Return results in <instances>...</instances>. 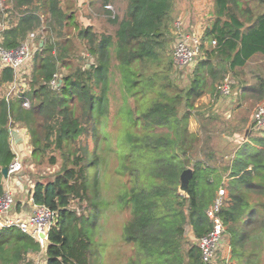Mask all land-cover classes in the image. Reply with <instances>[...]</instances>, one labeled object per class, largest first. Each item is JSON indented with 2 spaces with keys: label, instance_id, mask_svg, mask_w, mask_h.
<instances>
[{
  "label": "trees",
  "instance_id": "trees-1",
  "mask_svg": "<svg viewBox=\"0 0 264 264\" xmlns=\"http://www.w3.org/2000/svg\"><path fill=\"white\" fill-rule=\"evenodd\" d=\"M62 1L10 0L0 7V43L6 49L43 27L23 91L0 93V169L15 158L10 146L15 125L29 137L27 161L33 168L44 160L54 165L55 152L59 155L58 170L33 180L30 188L34 204L57 214L43 248L44 264H95L105 167L99 152L111 149L112 139L116 174L125 178L117 201L130 210L122 239L134 255L125 264H211L202 260L198 240L211 229L207 210L220 186L226 196L218 216L230 260L264 264V135L247 132L224 160L211 143L216 117L208 106L196 104L206 93L220 96L217 85L226 76L233 79L237 98L264 101V75L251 83L244 71L253 56L264 55V0H213L212 18L184 85L173 59L174 0H124L121 18L107 11L116 26L113 35L79 27L73 11L67 13L72 6L64 9ZM110 1L102 0V7ZM70 25L84 44L87 64L75 57L69 35L62 39ZM14 77L11 67H0V84ZM114 78L122 103L113 114L112 138L105 126ZM192 116L196 131L189 128ZM186 168L192 175L182 191L180 174ZM3 193L0 172V197ZM74 200L87 213L71 208ZM41 249L17 227L0 228V264H33L28 254Z\"/></svg>",
  "mask_w": 264,
  "mask_h": 264
},
{
  "label": "rangeland",
  "instance_id": "rangeland-1",
  "mask_svg": "<svg viewBox=\"0 0 264 264\" xmlns=\"http://www.w3.org/2000/svg\"><path fill=\"white\" fill-rule=\"evenodd\" d=\"M174 1L177 3L178 7H176L173 12L172 48L178 38V35L181 33H187L189 35L196 34L201 37L202 29L209 23V19H211L213 11V0H190L188 3H186L185 0ZM0 4L2 7L3 2L1 1ZM61 6L64 9H66L67 6H72L69 10H67V13L69 11H73L74 18L79 27L91 25L92 30L97 34L106 32L113 35L116 26L108 21L109 16L107 11L111 13V17L115 15L118 18H121L125 13L126 2L124 0H113L108 2V5L105 8L102 7V0H63ZM180 6L181 8H179ZM186 8L189 10L194 8V10H192L193 18H189L188 25H186V22L182 19L184 9ZM42 19L44 21L45 16H42ZM6 25L7 22L4 23V26ZM42 31L43 27L41 26V28L29 32L25 37L26 40L30 34H33V50L28 62L15 74L13 82H15L17 86L15 89L17 90L19 87H25L22 83L28 82L32 67L31 59L36 49V43L39 41V35L40 33H43ZM76 33V30L72 25H70L66 29V33L62 39H64L66 35H69L70 41L73 42L75 48V57L77 58V56H80V60H82L84 65L88 63V55L84 50L82 40L76 37ZM75 57H72V61L77 64ZM89 61H92L90 57ZM254 61L257 62L258 59H255ZM178 67L181 69L179 82L184 85L185 82H187L188 75L192 71V64ZM248 68L249 66H246L244 71H247ZM62 72L65 73L66 71L63 69ZM217 84L218 83H216V85ZM9 85L10 83L0 84V93L6 95ZM14 94L15 93H11L10 95L13 96ZM228 98L229 97L223 98L219 95L216 96L214 94L206 93L198 100V102H196L198 105L208 106L216 117L214 124L217 129L211 143L216 150L217 156H222L224 160H226L227 157L233 153L234 147L242 143L245 138V134L252 131L253 115L255 110L259 105L264 104V101L256 102L248 98H236L233 106L228 108ZM231 99H233V97H231ZM121 103L122 98L119 91V81L118 78H114V80L111 81L110 90V116L107 121L108 124L105 126L106 130H108L112 135V138L117 134L116 120L113 117V114L121 106ZM189 128L191 131H196L197 129V123L193 116L189 118ZM110 148L111 149L109 150L103 148V150L99 152V155L105 158V167L101 175L100 183V203L102 205V209L97 220V229L95 232V241L99 250V256L94 261L95 264H125L128 258L134 255L133 247L130 244L125 243L122 239V228L124 223L130 217V210L128 207H122V205L118 204L117 201L118 188L125 178L116 174L115 169L117 161L114 151V139L110 142ZM55 155L57 157L56 164L51 165L47 160H44L42 165L40 164L33 168V172H30L27 169L25 171V176L30 178L32 181L38 178H50L58 170L60 164L58 153L55 152ZM4 181V191H11L14 195L16 186H14L13 183L9 185V179L7 178ZM13 198L15 203L16 197L13 196ZM18 206H20V202H16L15 210L18 209ZM70 207L75 209L78 213H87V210L84 208V204L81 205L75 200L71 201ZM188 231L189 228L187 229V232ZM224 234L225 232L223 233L220 243V252H217L216 257L213 259L211 264H235V262L230 260V249L226 246L227 239ZM27 259L33 264H44V249L42 248L38 253H29Z\"/></svg>",
  "mask_w": 264,
  "mask_h": 264
},
{
  "label": "built area",
  "instance_id": "built-area-1",
  "mask_svg": "<svg viewBox=\"0 0 264 264\" xmlns=\"http://www.w3.org/2000/svg\"><path fill=\"white\" fill-rule=\"evenodd\" d=\"M32 36L33 34H30L25 41H23L17 48L13 49H6L0 43V66L11 67L14 71V75L17 71L21 70L30 59L33 50ZM199 47L200 37L196 34H179L173 46V59L175 63L178 66L192 64L195 56L199 53ZM233 83V79L226 76L223 81L217 85V90L220 96L230 97L233 94L231 87ZM22 84L26 85L25 83ZM52 84L55 85L56 81L53 80ZM16 87L15 82L12 81L9 85L6 96H9L11 93L19 95V93L23 91V87H19L18 90L15 89ZM24 107H29V103L25 102ZM252 131L264 135V104L259 105L255 110ZM7 168L9 174L7 179H14V181L17 182L24 180L22 176L20 178L18 176L23 170V163L18 157H15ZM225 196L226 191L223 186H220L216 191L213 203L207 210V215L212 221L211 229L198 240L201 258L206 263H211L213 261L216 257L217 251L221 247L220 243L224 233V226L218 216V212L223 205ZM13 206V194L11 191H4L3 195L0 197V228L17 227L22 232L32 236L35 241L44 248L47 243L48 231L56 222V212L50 210L44 205H38L32 202L30 212L22 215H15L11 211Z\"/></svg>",
  "mask_w": 264,
  "mask_h": 264
},
{
  "label": "crops",
  "instance_id": "crops-1",
  "mask_svg": "<svg viewBox=\"0 0 264 264\" xmlns=\"http://www.w3.org/2000/svg\"><path fill=\"white\" fill-rule=\"evenodd\" d=\"M10 0H2V2H7ZM190 0H185L186 3H188ZM194 3V2H193ZM178 7L177 3L175 2V8ZM181 8V6L179 7ZM178 8V9H179ZM192 10L194 8H191L190 10L188 8L184 9L183 17L182 19L184 22H186V25L189 23V18H193ZM212 18V16H211ZM205 27V26H204ZM203 27V29H204ZM202 29V31H203ZM202 34V33H201ZM255 59H258V61H254ZM249 68L246 72L248 81L253 83L255 81V78L257 76H263L264 75V55L263 54H256L253 56V58L248 63ZM233 97V99H231ZM224 98V97H223ZM237 96L236 93H233L228 99H227V107L231 108L236 100ZM10 146L15 154V157H18L24 166V169L22 170V177L24 180H21V182L14 181V179H9V185L12 183L14 186H16V189L14 191V197H16V201L14 203V206L12 208V213L15 215H22L25 213H28L31 211L32 208V202H31V194H30V188L33 184V181L30 178H27L25 175V171L28 169H32L33 165L28 163L27 160H29L30 157V145H29V137L26 133V130L24 127L15 125L12 128L11 131V137H10ZM26 168V169H25ZM4 179L3 178V185H4ZM13 180V181H12ZM8 185V184H7ZM4 187V186H3ZM27 194V195H26ZM16 202H20V206H18V209L15 210ZM188 235H191V231L189 229ZM227 248H229L228 242H227ZM230 249V248H229Z\"/></svg>",
  "mask_w": 264,
  "mask_h": 264
},
{
  "label": "water",
  "instance_id": "water-1",
  "mask_svg": "<svg viewBox=\"0 0 264 264\" xmlns=\"http://www.w3.org/2000/svg\"><path fill=\"white\" fill-rule=\"evenodd\" d=\"M41 44V43H40ZM12 131V130H11ZM0 172L3 176V178H8V168L3 167L0 169ZM192 175V170L190 168L184 169L180 174V190L185 191L187 189L188 181ZM19 178L22 176V172L18 174Z\"/></svg>",
  "mask_w": 264,
  "mask_h": 264
}]
</instances>
